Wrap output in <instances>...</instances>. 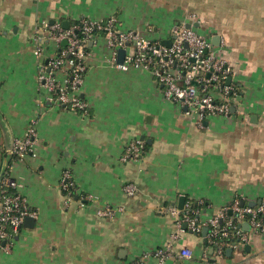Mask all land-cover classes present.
I'll return each mask as SVG.
<instances>
[{
    "label": "crops",
    "instance_id": "0c3cea01",
    "mask_svg": "<svg viewBox=\"0 0 264 264\" xmlns=\"http://www.w3.org/2000/svg\"><path fill=\"white\" fill-rule=\"evenodd\" d=\"M241 2L255 3V18L264 24V0ZM186 10L176 0H0V173L9 165L14 138H24L32 123L38 132L34 155L14 160L9 171L37 216L23 223L9 251L0 246V264H131L170 240L171 204H202L206 218L236 196L264 200V55L235 46L216 24L198 20L196 28L219 35L235 65L243 95L231 116L198 124L165 99L152 72L117 68L119 50L112 59L104 36L87 60L85 111L49 101L39 86L38 65L47 53L39 58L32 39L43 20L116 17L121 29L170 41V26L189 16ZM241 13L250 16L246 9ZM134 139L144 141V150L123 161ZM65 168L79 186L68 200L60 187ZM128 182L137 186L133 195L124 191ZM104 204L123 209L100 216ZM206 234L207 228L200 234L184 228L165 264H211L201 258L213 251ZM185 246L191 258L179 256ZM221 261L264 264V233L251 232L248 243L227 248Z\"/></svg>",
    "mask_w": 264,
    "mask_h": 264
},
{
    "label": "built area",
    "instance_id": "2783aa9c",
    "mask_svg": "<svg viewBox=\"0 0 264 264\" xmlns=\"http://www.w3.org/2000/svg\"><path fill=\"white\" fill-rule=\"evenodd\" d=\"M76 20L82 24L65 27L61 21L43 20L33 36L35 54L40 58L47 53L45 60L38 65V83L49 101L73 109H87V102L81 97L82 85L91 48L99 39L93 32L97 27L106 30L104 37L113 51L112 59H116L119 49H125L124 59L116 63L117 68H140L152 72L162 85L165 99L178 104L198 124L216 116H231L232 107L239 103L240 94L234 84L237 75L235 65L221 50L224 40L219 45L214 44L211 34L202 33L193 26L197 21L194 15L170 26V45L136 29H121L116 17L106 20L82 17ZM80 29L84 37L78 36L77 30ZM148 31L152 33V28ZM63 41L67 43L64 47L61 46ZM37 133L36 124L32 123L24 138H14L11 151L16 161L34 155ZM143 150L142 139L131 140L125 147L122 160L137 159ZM18 187L19 183L9 174L0 173V246L7 251L12 248L25 219L37 216L26 197L17 191ZM60 187L67 200L78 194L79 186L71 169H63ZM136 190L137 186L132 182L124 185L128 195H133ZM122 209L104 204L98 207L97 213L113 217L117 210ZM166 212L175 227L170 240L144 253L131 264H165L176 254L174 241L180 238L184 228L198 234L207 228L206 245L213 251L211 255L202 252L201 258L211 264H223L221 260L227 248L244 246L249 242L251 232L264 233V200L251 204L236 196L206 218L202 217L203 208L195 207L190 200L183 208L171 204L166 207ZM245 224L250 226V230L244 227ZM178 254L184 258L193 256L187 246L182 247Z\"/></svg>",
    "mask_w": 264,
    "mask_h": 264
},
{
    "label": "rangeland",
    "instance_id": "374dc122",
    "mask_svg": "<svg viewBox=\"0 0 264 264\" xmlns=\"http://www.w3.org/2000/svg\"><path fill=\"white\" fill-rule=\"evenodd\" d=\"M177 4L184 7L186 14L196 18L198 21L216 24L218 28L224 29L226 36L234 45H239L253 56L264 55V51L259 50L264 46V34L257 35L262 31L264 25L262 20L255 18V3H242L243 0H176ZM246 9L250 15L244 19L240 17L241 10ZM200 32H207L198 29ZM224 55L226 48H221ZM264 58V56H262Z\"/></svg>",
    "mask_w": 264,
    "mask_h": 264
},
{
    "label": "trees",
    "instance_id": "16d2710c",
    "mask_svg": "<svg viewBox=\"0 0 264 264\" xmlns=\"http://www.w3.org/2000/svg\"><path fill=\"white\" fill-rule=\"evenodd\" d=\"M63 21V20H62ZM61 21V22H62ZM74 24H79V25H81L82 23H81V21H79V20H76V19H73V18H69V25L68 26H72V25H74ZM93 32L94 33H96V35H98L99 37L100 36H105L106 35V30H104V29H98L97 27H95L94 29H93ZM77 34H78V36H80V37H84V33L82 32V30L80 29V30H77ZM153 37V36H152ZM66 41H63L62 43H61V46L62 47H64V46H66ZM234 84H235V86L237 87V89H238V93L240 94V97L243 95V91H242V87H241V83L239 82V81H235L234 82ZM82 98H83V96H81ZM84 99V98H83ZM79 110V109H78ZM80 111H83V110H80ZM14 160H16V157L14 156V154H12V157L10 158V160H9V165H7V167L5 168V169H3L1 172H3V174H9V171H10V164L14 161ZM8 191H12V188H8ZM193 205L195 206V207H201L202 206V204H199V203H195V202H193ZM226 252V251H225Z\"/></svg>",
    "mask_w": 264,
    "mask_h": 264
},
{
    "label": "water",
    "instance_id": "95a60500",
    "mask_svg": "<svg viewBox=\"0 0 264 264\" xmlns=\"http://www.w3.org/2000/svg\"><path fill=\"white\" fill-rule=\"evenodd\" d=\"M54 21V20H53ZM52 21V22H53ZM63 25L65 26V27H68V25H69V22L68 21H64L63 22ZM191 24L189 23L188 24V26H190ZM200 24L198 23V22H195L194 24H193V26H195V27H200L199 26ZM220 36L219 35H216L214 38H213V42H214V44H216V45H219V43H220ZM164 43H166V44H168V45H170V43H171V41H164ZM92 44V43H91ZM90 44V45H91ZM124 55H125V49H123V48H121V49H119V60H120V62L124 59ZM234 107H232V112L234 111ZM3 174V172H1V175ZM184 197L182 196L181 198H180V207L182 206V204L184 203ZM251 204H254V203H251ZM28 221H31V222H35V220H34V218L33 217H27L26 219H25V221L24 222H28Z\"/></svg>",
    "mask_w": 264,
    "mask_h": 264
}]
</instances>
